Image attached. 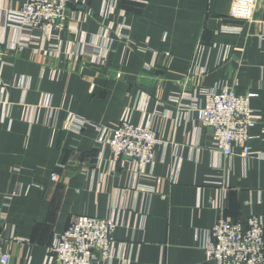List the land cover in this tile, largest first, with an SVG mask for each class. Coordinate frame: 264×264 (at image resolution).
Returning <instances> with one entry per match:
<instances>
[{
	"label": "crops",
	"instance_id": "1",
	"mask_svg": "<svg viewBox=\"0 0 264 264\" xmlns=\"http://www.w3.org/2000/svg\"><path fill=\"white\" fill-rule=\"evenodd\" d=\"M231 2L81 0L53 32L22 24L21 0H0L8 264H48L78 216L115 224L111 256L96 264H207L220 217L264 227V0L250 23L228 19ZM224 91L252 95L251 158L235 145L228 158L213 152L197 121L204 92ZM123 119L162 141L142 171L112 159L107 140Z\"/></svg>",
	"mask_w": 264,
	"mask_h": 264
},
{
	"label": "built area",
	"instance_id": "2",
	"mask_svg": "<svg viewBox=\"0 0 264 264\" xmlns=\"http://www.w3.org/2000/svg\"><path fill=\"white\" fill-rule=\"evenodd\" d=\"M21 1L18 18L28 29L48 28L53 32H62L68 20V6L72 8L81 0ZM257 3L258 0H232L228 19L252 22ZM163 57L168 58L169 53H164ZM251 97V94L237 96L225 91L218 94L204 92L203 105L195 109L200 126L211 131V150L223 158L232 156V145L241 148L240 156L243 158L253 156L246 142L250 138L249 129L258 125L260 117L249 105ZM107 144L114 162L129 159L134 162L136 170L142 171L153 162L162 141L150 128L123 119L111 131ZM114 229L115 224L110 219L73 218L71 226L59 234L48 248V264L107 261L114 245ZM203 249L207 264H264L262 220L250 216L244 223H233L220 217L210 230ZM9 260L8 254L0 249V264H8Z\"/></svg>",
	"mask_w": 264,
	"mask_h": 264
},
{
	"label": "water",
	"instance_id": "3",
	"mask_svg": "<svg viewBox=\"0 0 264 264\" xmlns=\"http://www.w3.org/2000/svg\"><path fill=\"white\" fill-rule=\"evenodd\" d=\"M79 2H81V1H79ZM68 8H70V7L68 6Z\"/></svg>",
	"mask_w": 264,
	"mask_h": 264
}]
</instances>
